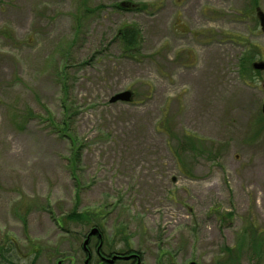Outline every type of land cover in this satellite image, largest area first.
<instances>
[{
  "label": "rangeland",
  "instance_id": "374dc122",
  "mask_svg": "<svg viewBox=\"0 0 264 264\" xmlns=\"http://www.w3.org/2000/svg\"><path fill=\"white\" fill-rule=\"evenodd\" d=\"M259 10L264 0H0V250L85 264L99 224L142 264H264ZM123 25L140 29L139 53H123ZM124 90L130 102H110ZM67 117L63 132L49 120ZM75 209L98 221L67 217Z\"/></svg>",
  "mask_w": 264,
  "mask_h": 264
},
{
  "label": "trees",
  "instance_id": "16d2710c",
  "mask_svg": "<svg viewBox=\"0 0 264 264\" xmlns=\"http://www.w3.org/2000/svg\"><path fill=\"white\" fill-rule=\"evenodd\" d=\"M0 33H2L3 35H6V30L3 29L0 31ZM119 39H120V44L123 50V53L125 55H134L136 53H139L140 48H141V43H142V37H141V32L140 29L135 26V25H123L120 28L119 31ZM66 90V88H65ZM49 120L51 121V124L54 128H57L60 132H63L65 130L69 129V122L66 121L68 120V117L63 120L62 122H58L53 118H49ZM185 138L187 139V141L190 142V135L189 134H184ZM193 138V137H192ZM76 142H77V138L74 137V142L73 144V151H72V155L70 156V160L73 161L74 164V169H75V165L78 162V160L80 159V155H81V146H76ZM188 143V142H186ZM188 145L190 146V144L188 143ZM67 217L74 219L76 221H81V222H88L91 223L93 221H98V215L92 214L88 211H83V212H79L77 211V209H75L74 211H72L69 215H67ZM98 226L99 224H93ZM9 241V240H8ZM11 242V241H10ZM3 249L0 250V264H6V263H12V264H17L15 261H13L12 257L13 255L11 254L12 252V244L9 245V250H6L5 247L6 246H2Z\"/></svg>",
  "mask_w": 264,
  "mask_h": 264
},
{
  "label": "flooded vegetation",
  "instance_id": "af4514ba",
  "mask_svg": "<svg viewBox=\"0 0 264 264\" xmlns=\"http://www.w3.org/2000/svg\"><path fill=\"white\" fill-rule=\"evenodd\" d=\"M95 227L98 228V232L91 235L90 232ZM86 240H88L87 244H85ZM82 249L86 255L85 264H142V256L139 252L130 249L115 250L105 240L103 230L96 225L84 234ZM58 264H63L62 260Z\"/></svg>",
  "mask_w": 264,
  "mask_h": 264
},
{
  "label": "water",
  "instance_id": "95a60500",
  "mask_svg": "<svg viewBox=\"0 0 264 264\" xmlns=\"http://www.w3.org/2000/svg\"><path fill=\"white\" fill-rule=\"evenodd\" d=\"M121 6L122 7H127L128 6V3L127 2H122L121 3ZM258 16L260 18V24H261V27L262 29L264 30V13L259 10L258 11ZM254 68L258 69V70H263L264 69V62L260 61V62H254L253 64ZM133 98V93L131 90H124V91H121V92H118L116 94H114L111 99H110V102L113 103V102H117V101H123V102H130ZM262 110L264 112V103H263V107H262ZM96 232H98V228L95 227L91 230L90 234H95ZM88 240L85 241V244H87Z\"/></svg>",
  "mask_w": 264,
  "mask_h": 264
}]
</instances>
